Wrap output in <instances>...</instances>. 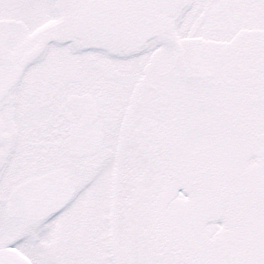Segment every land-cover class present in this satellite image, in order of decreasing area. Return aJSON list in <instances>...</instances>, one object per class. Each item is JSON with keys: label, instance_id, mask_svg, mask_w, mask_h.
Here are the masks:
<instances>
[{"label": "snow or ice", "instance_id": "obj_1", "mask_svg": "<svg viewBox=\"0 0 264 264\" xmlns=\"http://www.w3.org/2000/svg\"><path fill=\"white\" fill-rule=\"evenodd\" d=\"M0 264H264V0H0Z\"/></svg>", "mask_w": 264, "mask_h": 264}]
</instances>
